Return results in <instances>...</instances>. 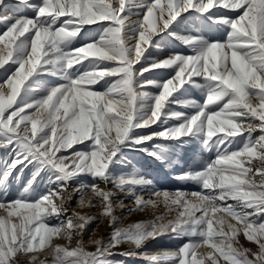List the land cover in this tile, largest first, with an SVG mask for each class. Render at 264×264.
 Instances as JSON below:
<instances>
[{
  "label": "snow or ice",
  "instance_id": "6c2138e0",
  "mask_svg": "<svg viewBox=\"0 0 264 264\" xmlns=\"http://www.w3.org/2000/svg\"><path fill=\"white\" fill-rule=\"evenodd\" d=\"M133 6L143 7L144 12L135 22L134 35L129 36L125 13ZM10 7L34 14H0V69L10 73L0 83V148L11 149V159L6 157L0 164V183H6L18 165L34 164V176L44 169L57 175L49 181L56 187L38 199L0 196V209L6 213L0 215V264H19L22 256L29 257V264H48L49 249L50 264H114L109 260L114 254L137 255L114 253L121 243L141 248L146 240L170 233L190 239L175 251L139 255L150 264H205V257L197 258V250L208 245L214 250L206 257L211 264H218L221 257L227 264H264V0H153L147 5H132L131 0H16L10 5L0 0V13ZM213 9L239 13L210 17L226 26V39L201 41L192 55L175 53L154 60L146 68L134 67L154 37L181 14H207ZM105 21L108 27L98 40L66 48L84 26L103 25ZM193 39L187 38L186 43ZM84 61L89 62V70L75 78L65 76V84L38 99L21 100L28 82L49 73V66L66 71ZM13 64L15 71L10 70ZM173 66L175 75L163 82L147 114L137 119L139 90L156 83L140 77L146 71ZM106 77L114 79L105 91L91 87ZM188 83L205 89L204 104L195 105L191 115L166 112L173 93ZM211 105H219L218 110ZM168 119L181 122L148 135L135 134L138 128H150ZM256 131L260 135L254 137ZM189 136H202L206 144L214 142L216 158L202 170L189 171L178 179L196 181L209 194L153 190L150 195L156 200L162 198L167 207L176 206L174 219L163 223V217L157 216L148 223L115 228L108 240L94 241V252L86 251L82 236L92 218L74 213L65 222L62 217L69 202L78 194L79 204L84 205L85 193L90 190L99 201L101 217L115 222V192L97 184H80L69 191V181L91 175L105 185L111 183L121 193L134 195L132 210L155 206L156 200H145L132 191L133 186L150 185L151 181L141 177L113 180L108 169L122 147L148 151L139 146L157 137L180 140ZM238 136H246L244 146L229 151ZM75 144H83L87 150L57 155ZM189 196L197 202H191ZM228 200L236 203L228 204ZM216 213L222 217L216 220L220 227L214 229ZM14 216L17 222H13ZM223 218L235 223L225 228ZM51 219L58 223L49 224ZM61 231L67 233L68 244L53 247L51 241ZM241 234L256 244L255 251L240 245ZM74 237L81 239L72 247Z\"/></svg>",
  "mask_w": 264,
  "mask_h": 264
},
{
  "label": "rangeland",
  "instance_id": "374dc122",
  "mask_svg": "<svg viewBox=\"0 0 264 264\" xmlns=\"http://www.w3.org/2000/svg\"><path fill=\"white\" fill-rule=\"evenodd\" d=\"M10 5L16 3V0H7ZM33 2H39V0H33ZM153 2V0H131L132 5H147ZM144 12L143 7L133 6L125 15L129 20V36L134 35L133 28L135 22L142 19V14ZM222 12H228L227 15L235 17L238 12H230L228 10H217L213 9L210 13L201 14L195 11H189L181 14L177 17L169 27L156 35L152 41V44L146 52L144 53L143 59L134 67L139 70L141 68H146L153 61H160L168 57L171 54L179 53L184 56L194 54L195 49L199 46L201 41L213 42L226 39L227 28L224 25H219L214 23L212 17L213 15H220ZM7 15H33L29 11L23 9H17L10 7L3 10V13ZM64 18H61L63 20ZM104 24H96L91 26H84V29L80 34L71 42L66 44L67 49L78 48L82 44H87L93 40H98L100 35L108 27L107 21ZM162 24L163 21L161 20ZM191 23V24H190ZM190 26H182V25ZM3 28L0 26V31ZM177 32H182L183 42L177 43ZM192 37V43H186V39ZM162 38H165L164 42H160ZM9 67V66H6ZM16 65L10 66L11 71H15ZM89 70V62L84 61L82 64H76L71 70H64L62 67L57 65L49 66V73L38 74L34 76L29 82L28 86L24 90L21 100H35L40 96L45 95L47 91L51 88H55L58 85H63L67 81L65 76H70L75 78L84 71ZM175 66L170 68L153 69L151 71H146L140 80H148L156 82L153 85L142 87L140 92V97L138 100V106L140 113L137 119L142 118L149 111L153 99L157 96L162 88L163 82L172 78L176 72ZM54 73V74H52ZM10 73H5L3 69H0V83L6 79L7 75ZM60 74V76H57ZM199 80V78L194 77ZM112 79L106 77L101 80L97 85L91 86L97 91H105L111 84ZM39 85V88H37ZM206 100V91L203 87H196L191 83L181 86L173 95L166 106L165 111L168 113H183L185 115H191L195 112V105H202ZM220 102V104H222ZM219 105H211L210 108L218 110ZM179 120L168 119L166 122L160 124H154L150 128H138L135 130V134L138 136L148 135L152 132H158L164 130V128L172 127L180 123ZM39 127V125H38ZM260 135L259 131L253 133L256 137ZM246 136H238L232 140L231 145L228 147L229 151H236L242 148L245 144ZM148 149V151L139 150V148L132 147H122L118 152L117 156L114 158V162L110 165L108 172L110 177L115 179L127 178V177H141L151 181L150 185H138L133 186L132 191L137 195L142 196L145 200L153 199L156 200L154 196L150 193L153 190H167L169 192H175L177 190L183 191L185 193L201 192L202 194H209V190L202 189L201 185L196 181L191 180H180L178 177L188 173L189 171H200L203 169L205 164L216 158L217 146L214 142L205 143L204 137L202 136H189L181 138L180 140L164 139L162 137H157L148 141L146 144L139 146ZM74 150H87L84 148L83 144H75L73 148L67 151L62 150L57 155L70 156ZM11 149L0 148V164L3 163L7 157L9 160V152ZM149 152H155L157 155H149ZM128 158H132L134 165L126 162ZM142 160L147 161L146 166L140 165ZM27 163V162H25ZM70 164L71 161L69 160ZM127 165V166H123ZM2 172V168H0ZM36 166L34 164L18 165L12 174L8 177L6 183H0V196H6V198L15 200L19 196H24L27 199H38L40 196L46 194L49 188H55V183H50V180H55L57 173L54 171H49L47 169L39 171L38 175H35ZM29 181L32 183L29 185ZM80 184H97L100 188H107L115 192V222L110 221L107 218L101 217L100 213L102 209L99 206V201L93 198V194L90 190L85 193L84 205L79 204V195H74L73 199L69 202L68 212L62 217L65 222L68 217H72L74 213L79 215H84L86 217H91L90 223L87 225L86 230L82 236V242L86 251L94 252L96 245L94 241L96 240H108L112 231L115 228L126 229L130 225L136 223H148L156 219L157 216L163 217L161 222L167 223L176 216V206L167 207L163 202V199L156 200L155 206H148L141 210H132L135 208V196L127 193H121L116 190L111 183L105 185L102 180L94 179L91 175H79L69 181L68 190L72 191L77 188ZM191 202L195 203L196 198L189 196ZM91 200V203L87 201ZM59 201H57L58 203ZM221 203V202H218ZM228 204H235V201L228 200ZM22 211V210H21ZM3 209H0V215H5ZM197 216L201 215L200 212L196 213ZM222 214L216 213L213 217L214 229L220 227L216 223L217 219H221ZM13 222H17L18 217L14 216ZM264 219V217H261ZM58 221L55 219L49 220V224H56ZM223 226L227 228L228 223H235L230 218H223ZM67 233L61 231L59 236H54L51 243L54 247L55 245H67L68 241L66 239ZM81 239L79 237H74L71 246H77V241ZM189 237L180 236L175 233H170L166 235H161L155 239H148L144 242L141 248H136L135 245L124 242L113 249L114 253H124V252H135L137 255L134 256H124L119 254H114L109 257V260L113 261L114 264H150V261L139 255L140 253H146L147 255H155L157 253L165 251H175L182 244L189 241ZM239 243L244 248L252 249L255 251L257 246L255 243L248 241L242 234L239 236ZM209 252H214L208 245H202L197 250V258L205 257V264H211V262L206 258ZM206 255V256H205ZM218 255V253H216ZM51 262V250H48V264ZM19 264H29V257L22 256L19 259ZM170 264V262H169ZM218 264H227L221 257Z\"/></svg>",
  "mask_w": 264,
  "mask_h": 264
},
{
  "label": "bare ground",
  "instance_id": "6f19581e",
  "mask_svg": "<svg viewBox=\"0 0 264 264\" xmlns=\"http://www.w3.org/2000/svg\"><path fill=\"white\" fill-rule=\"evenodd\" d=\"M191 24V23H190ZM182 26H190V25H182ZM177 38H176V42L177 43H180V42H183V37H184V35H183V33L182 32H177ZM164 40H165V38H162V40L160 41V42H164ZM57 76H60V74H57ZM126 162H129V163H131V164H133L134 165V162H133V159L132 158H128L127 160H126ZM140 165H142V166H146L147 165V161L146 160H142L141 161V163H140ZM123 166H127V165H123ZM206 256V255H205Z\"/></svg>",
  "mask_w": 264,
  "mask_h": 264
}]
</instances>
